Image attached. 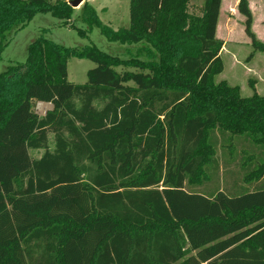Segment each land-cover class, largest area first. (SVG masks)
Instances as JSON below:
<instances>
[{
    "label": "trees",
    "instance_id": "obj_1",
    "mask_svg": "<svg viewBox=\"0 0 264 264\" xmlns=\"http://www.w3.org/2000/svg\"><path fill=\"white\" fill-rule=\"evenodd\" d=\"M188 2L130 0V24L115 30L83 0L89 30L144 42L145 59L41 34L0 72V264H264V96L214 82L221 0H203L201 14ZM73 10L67 0H0V54L35 14L74 27ZM237 10L264 52L249 1ZM71 57L96 64L85 83L68 80ZM38 101L52 104L44 116ZM215 130L261 148L243 177L257 182L251 190H185L217 164Z\"/></svg>",
    "mask_w": 264,
    "mask_h": 264
},
{
    "label": "rangeland",
    "instance_id": "obj_2",
    "mask_svg": "<svg viewBox=\"0 0 264 264\" xmlns=\"http://www.w3.org/2000/svg\"><path fill=\"white\" fill-rule=\"evenodd\" d=\"M129 1L89 0V3L94 7L100 20L116 30L120 27H128L130 24ZM81 4L74 8L70 19V23L74 27L61 25V21L50 13H37L24 28L15 34L9 35L8 45L0 54V72H3L10 64L23 62L27 56L28 44L41 34L66 47L81 48L87 45H95L100 50L118 55L121 58L138 55L140 58L145 59V52L142 50V47L146 46L144 42L137 44L110 42L100 32L99 27L93 26L89 30L87 24L81 18ZM202 5L203 0H189L188 11L201 14ZM226 20V17L222 16L220 21L222 32L226 27ZM78 28L85 30L86 35H79ZM241 28H243V25H241ZM232 29L234 34L231 39L236 41L228 40L226 42L221 55L224 68L221 73L215 75L214 82L226 81L231 86H237L240 95L243 97H249L254 92L264 96V52L253 50L249 40L242 39V36L238 33V21L233 22ZM241 32L244 33L243 29H241ZM243 36L246 37L245 34ZM95 65L94 62L88 59L69 58L67 61L68 80L76 84L85 83L87 81V71ZM116 69L118 71L123 69L135 70L134 68L121 67H116ZM227 135H222L218 130L212 133L217 164L207 168V179L203 180L201 184L195 185L186 182L185 190L213 195L217 190L231 189L235 185L236 190H243L242 192H244L251 190L257 184L256 181L244 182L243 177L247 171L258 163H256V160L260 157L261 148L252 144L250 140L243 136L229 138ZM40 154L41 151L32 153L35 157L40 156ZM247 162H250L248 167L244 165Z\"/></svg>",
    "mask_w": 264,
    "mask_h": 264
},
{
    "label": "crops",
    "instance_id": "obj_3",
    "mask_svg": "<svg viewBox=\"0 0 264 264\" xmlns=\"http://www.w3.org/2000/svg\"><path fill=\"white\" fill-rule=\"evenodd\" d=\"M89 2V0H87ZM249 7L252 11L253 21H252V29L255 32L258 39L264 41V0H248ZM238 0H221L218 21L216 26V37L223 41V46L220 51V56L225 48V44L228 40H235L231 39L233 37V22L238 21V33L242 36L243 40H249L248 37H244L241 32V29L244 31L243 25L244 17L240 14L237 10ZM222 16L226 17V27L221 31L220 21ZM232 16V17H230ZM236 19H235V18ZM222 32V35H221ZM246 35V34H245ZM246 38V39H245ZM236 41V40H235ZM52 109V104L50 102L45 101H38L35 106V111L38 113L39 116H44L47 111Z\"/></svg>",
    "mask_w": 264,
    "mask_h": 264
},
{
    "label": "water",
    "instance_id": "obj_4",
    "mask_svg": "<svg viewBox=\"0 0 264 264\" xmlns=\"http://www.w3.org/2000/svg\"><path fill=\"white\" fill-rule=\"evenodd\" d=\"M82 2L83 0H68V4L73 8L79 6Z\"/></svg>",
    "mask_w": 264,
    "mask_h": 264
}]
</instances>
